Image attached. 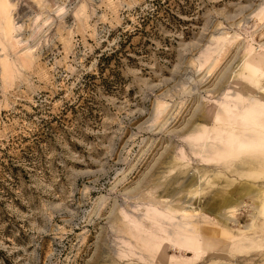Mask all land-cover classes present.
<instances>
[{"label": "rangeland", "instance_id": "374dc122", "mask_svg": "<svg viewBox=\"0 0 264 264\" xmlns=\"http://www.w3.org/2000/svg\"><path fill=\"white\" fill-rule=\"evenodd\" d=\"M155 1L0 0V264H264V0Z\"/></svg>", "mask_w": 264, "mask_h": 264}, {"label": "trees", "instance_id": "16d2710c", "mask_svg": "<svg viewBox=\"0 0 264 264\" xmlns=\"http://www.w3.org/2000/svg\"><path fill=\"white\" fill-rule=\"evenodd\" d=\"M155 2L157 5H155L151 9H147V20H148L150 15L157 14L158 12H161L159 0H156ZM135 29H137V27H135ZM122 44H123V41L119 38V40H117V46H113L111 49L103 51L100 53L99 61L97 63L99 66V68H98L99 73H100L101 68H102V62L100 60H103L104 62H106V60H108L110 57L114 56L120 50V47L122 46Z\"/></svg>", "mask_w": 264, "mask_h": 264}, {"label": "bare ground", "instance_id": "6f19581e", "mask_svg": "<svg viewBox=\"0 0 264 264\" xmlns=\"http://www.w3.org/2000/svg\"><path fill=\"white\" fill-rule=\"evenodd\" d=\"M264 115V106H261L258 110H257V113L254 114L253 116L249 117V116H246V119L242 118L247 124H249L251 127H254V128H261L260 127V118L263 117ZM264 128V127H263ZM242 146H237V148L241 149ZM237 148H232V149H237ZM246 148V147H245ZM251 148V147H250ZM253 149V148H252ZM244 150V149H242ZM256 150V149H255ZM229 151V150H228ZM235 151V150H233ZM241 151V150H240ZM247 151V150H246ZM252 151V150H250ZM237 152V151H236ZM235 152V153H236ZM249 152V151H248ZM244 159V158H243ZM246 160V159H245ZM214 163V162H213ZM263 190V189H262ZM258 197V196H257ZM223 214V213H222Z\"/></svg>", "mask_w": 264, "mask_h": 264}, {"label": "crops", "instance_id": "0c3cea01", "mask_svg": "<svg viewBox=\"0 0 264 264\" xmlns=\"http://www.w3.org/2000/svg\"><path fill=\"white\" fill-rule=\"evenodd\" d=\"M262 210H263V212H264V203L262 204ZM256 245V244H255ZM261 264V263H260Z\"/></svg>", "mask_w": 264, "mask_h": 264}]
</instances>
